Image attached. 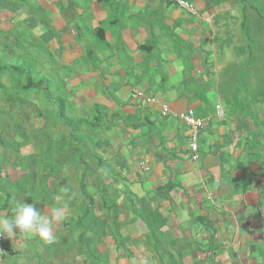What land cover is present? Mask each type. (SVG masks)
I'll list each match as a JSON object with an SVG mask.
<instances>
[{
	"label": "crops",
	"instance_id": "1",
	"mask_svg": "<svg viewBox=\"0 0 264 264\" xmlns=\"http://www.w3.org/2000/svg\"><path fill=\"white\" fill-rule=\"evenodd\" d=\"M182 1L193 14L174 0H0V18L22 28L21 51L36 70L43 61L40 77L89 113L105 109L103 160L115 158L128 197L149 202L131 216L142 224L135 248L118 232L105 264H264V84L238 87L242 59L256 51L211 41L233 5ZM231 54L237 63L226 67ZM188 109L204 124L196 162L175 117Z\"/></svg>",
	"mask_w": 264,
	"mask_h": 264
},
{
	"label": "rangeland",
	"instance_id": "2",
	"mask_svg": "<svg viewBox=\"0 0 264 264\" xmlns=\"http://www.w3.org/2000/svg\"><path fill=\"white\" fill-rule=\"evenodd\" d=\"M222 1L233 7L227 12L226 26L218 33L212 28L211 41L220 43L222 39H226L228 42L225 40L223 46L228 44L230 51L245 50L244 40L246 41L249 35L256 51L253 55L256 54V57L251 59L250 63L247 59H242V69L245 68L246 62L247 67L238 76V87L241 83L244 88L247 86L250 89H261L264 84V1L249 0L251 3L245 4L247 6L239 4V0ZM249 6H261L259 11L263 18H258ZM243 14L247 18L250 32L246 35L244 30L238 28ZM21 33L24 32L20 26L10 27L7 18H0V56L3 57V64L19 65L22 61L32 60L21 51L24 47L28 48ZM193 33L207 36L206 32L198 29ZM234 58L231 54V57L221 62L226 64V67L236 65ZM36 60L37 70L33 65L28 67L35 70L39 79L43 74V61L39 58ZM253 61L257 63V68L263 67L262 72L257 71V68L250 71L248 63L250 65ZM231 74V78L230 75L226 76L230 83H234V80H231L234 72ZM24 87V79L8 75L0 78V188L11 192L14 198L12 210L7 213L0 210V215L11 217L16 201L33 204L44 214L51 215L52 210L58 207L64 208L65 212L64 219L54 223L55 238L52 243L24 233H17L12 240L0 239V264H94L84 246L78 244L80 233L75 228L77 219L82 216L86 207L85 200L79 196L83 168L78 161V155L83 154V145L79 144L80 139L72 143L67 141L72 133L71 128L56 119L52 102L45 101L41 93H31ZM60 91L56 89V93H61ZM257 92L259 91L256 90ZM65 93L62 92L61 97L67 102L66 113L72 117L71 120L82 117L84 113L90 115L87 112L90 111L89 104L81 101V98L69 99ZM106 123L103 122L101 130L106 128ZM101 130L90 133L82 128L77 134L87 137L88 141L91 139L94 146L92 150L103 160L108 156L110 150L107 146L110 145L104 142L106 133ZM114 160L113 157L109 160L110 176L99 179L96 170H93L86 179L87 195L93 198L95 205L83 223L89 230L85 238L89 240V249L95 255L93 257H101L102 260L110 259L116 253L117 243L110 233L112 219L99 207L100 192L106 193L109 202L117 206L118 232L123 244L132 250L135 248L136 235L141 233L138 227H142V224H136L135 218L131 216L136 215L143 207L149 209V202L143 206L139 201L128 197L125 185L114 169ZM65 188L68 189L67 192L63 191ZM3 199L4 195L0 190V208ZM146 225L145 223L143 226Z\"/></svg>",
	"mask_w": 264,
	"mask_h": 264
},
{
	"label": "trees",
	"instance_id": "3",
	"mask_svg": "<svg viewBox=\"0 0 264 264\" xmlns=\"http://www.w3.org/2000/svg\"><path fill=\"white\" fill-rule=\"evenodd\" d=\"M264 1V0H261ZM239 4L245 5L250 4L251 2L248 0H239ZM247 6V5H245ZM245 10V7H243ZM261 6H249V9L253 11L258 18H263V15L259 11ZM262 8H264V5H262ZM240 29L244 30V35L249 34V29L247 25V18L243 14L242 15V22L240 23ZM247 29H246V28ZM248 31V32H247ZM246 41L244 40L246 44L247 51L251 52L254 50V44L250 42L249 35H247ZM153 46V45H152ZM152 46L149 47H141L140 50L144 52H148ZM248 62L251 61V57H247ZM15 64V63H14ZM6 65L3 64V57L0 56V78H2L4 75L13 76L16 79H24L25 81V89L30 91L31 93L43 96L44 100L47 102H52L55 107V114L56 119L61 122V124H64L65 126H70L71 128V135L68 142H78L79 139L81 140L79 144H82L83 146V154L78 155L79 157V163L82 165V173L80 176V183H79V196L85 200L86 207L84 208V213L81 217H79L76 221L75 228L80 233L78 235V244L84 246V249H86V252L88 253V257L92 258L94 261V264H105L104 260H102L101 257H93V252L89 249V240L85 238V235L88 233V229L83 226L84 220L87 219L88 214H90L93 211L94 208V200L91 196L87 195V182L86 179L91 175L93 170H96L97 177L99 179L105 178L110 176L111 174V168L108 165V162L105 160H102L101 157H99L95 152L92 150L93 143L92 140L88 141L87 137H81L77 134L82 128L86 129L90 133L94 131L101 130L103 121L105 120V114L104 108L95 106L92 109V112L89 114L84 113L82 117L71 120L72 117H70L69 113H66L67 107L64 100L65 98L61 97V94L56 93L54 80L50 77H39L37 78L36 72L34 69L29 68V65L31 64V61H22L19 65ZM68 106V105H67ZM78 136V138H77ZM90 164V165H89ZM91 165H94L93 167H90ZM0 190L3 192L4 199H3V205L0 208L1 211L4 212H10L12 210V204L14 201L13 195L8 190H3L0 188ZM99 207L102 211L105 212V215L110 217L112 219L111 223V236L117 240L120 239V236L117 231V206L114 203L109 202V199L104 192H100V200H99ZM95 256V255H94ZM89 258V259H90Z\"/></svg>",
	"mask_w": 264,
	"mask_h": 264
},
{
	"label": "clouds",
	"instance_id": "4",
	"mask_svg": "<svg viewBox=\"0 0 264 264\" xmlns=\"http://www.w3.org/2000/svg\"><path fill=\"white\" fill-rule=\"evenodd\" d=\"M67 192L68 189H63ZM64 208H55L44 214L38 211L33 204L16 201L11 217L0 215V239L12 240L17 233L34 235L47 243H52L54 234V223L64 219Z\"/></svg>",
	"mask_w": 264,
	"mask_h": 264
},
{
	"label": "built area",
	"instance_id": "5",
	"mask_svg": "<svg viewBox=\"0 0 264 264\" xmlns=\"http://www.w3.org/2000/svg\"><path fill=\"white\" fill-rule=\"evenodd\" d=\"M175 5L184 10L187 11L190 14H193V8L191 5H189L187 2H184L182 0H174ZM136 96H140L139 94H135ZM148 103H153L154 99H147ZM167 108H162V114H166ZM216 115H221V110L219 108L216 109ZM179 119V121L184 124L189 129V140H188V150L190 152V158L192 161L196 162L198 159L197 154V139L200 131L203 128V120L198 119L194 116V113L191 109H188L184 113L178 114L175 116Z\"/></svg>",
	"mask_w": 264,
	"mask_h": 264
}]
</instances>
